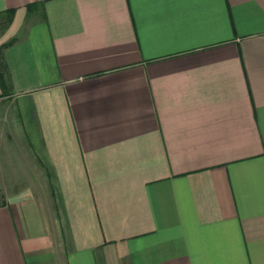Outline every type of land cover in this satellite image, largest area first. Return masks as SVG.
<instances>
[{"label":"crops","instance_id":"1","mask_svg":"<svg viewBox=\"0 0 264 264\" xmlns=\"http://www.w3.org/2000/svg\"><path fill=\"white\" fill-rule=\"evenodd\" d=\"M0 64V264H264V0H0Z\"/></svg>","mask_w":264,"mask_h":264},{"label":"rangeland","instance_id":"2","mask_svg":"<svg viewBox=\"0 0 264 264\" xmlns=\"http://www.w3.org/2000/svg\"><path fill=\"white\" fill-rule=\"evenodd\" d=\"M11 108H7L6 104L0 106V142L9 144L14 137L15 118ZM11 149L12 146H7Z\"/></svg>","mask_w":264,"mask_h":264},{"label":"trees","instance_id":"3","mask_svg":"<svg viewBox=\"0 0 264 264\" xmlns=\"http://www.w3.org/2000/svg\"><path fill=\"white\" fill-rule=\"evenodd\" d=\"M5 73L3 71V67L0 64V84L2 86V88L5 90L6 88V77H4Z\"/></svg>","mask_w":264,"mask_h":264}]
</instances>
